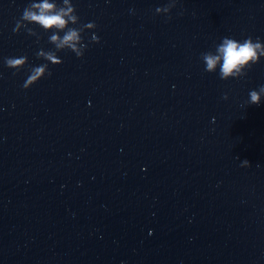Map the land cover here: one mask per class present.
I'll return each mask as SVG.
<instances>
[{
    "label": "water",
    "instance_id": "1",
    "mask_svg": "<svg viewBox=\"0 0 264 264\" xmlns=\"http://www.w3.org/2000/svg\"><path fill=\"white\" fill-rule=\"evenodd\" d=\"M74 2L99 43L27 89L0 64V264H264V59L228 80L198 59L264 39L262 0ZM26 3L0 0V57L38 64Z\"/></svg>",
    "mask_w": 264,
    "mask_h": 264
},
{
    "label": "clouds",
    "instance_id": "2",
    "mask_svg": "<svg viewBox=\"0 0 264 264\" xmlns=\"http://www.w3.org/2000/svg\"><path fill=\"white\" fill-rule=\"evenodd\" d=\"M176 4L177 0H167V3L157 5L154 12L170 19V10ZM76 7L74 0H27L21 14L14 20L12 32L23 30L28 36L35 37L34 43L38 47L34 55L41 62L29 64L26 54L0 57V64L11 69L13 75L24 69L26 77L21 84L22 88L27 89L38 80L51 76L49 65L62 63L59 55L61 52L69 51L76 58H81L90 44L99 43V37L92 31L96 28L95 21L81 23ZM129 12L133 13L134 9L130 8ZM177 14L183 15V9ZM41 32L47 33L50 47L40 45ZM85 32H91V35L85 37ZM198 59L204 72L215 73L221 80L239 79L246 76L253 65L264 59V39L252 35L240 38L225 35L201 51ZM222 98L227 99L228 94L223 93ZM262 101L264 83L248 90L244 104H259ZM249 165L247 159L240 160L241 167Z\"/></svg>",
    "mask_w": 264,
    "mask_h": 264
}]
</instances>
